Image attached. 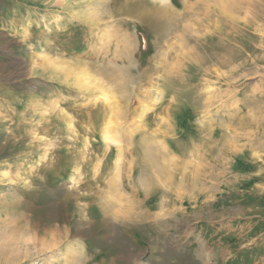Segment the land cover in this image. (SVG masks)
Returning a JSON list of instances; mask_svg holds the SVG:
<instances>
[{"label": "rangeland", "instance_id": "1", "mask_svg": "<svg viewBox=\"0 0 264 264\" xmlns=\"http://www.w3.org/2000/svg\"><path fill=\"white\" fill-rule=\"evenodd\" d=\"M188 213L264 220V0H0V264H200Z\"/></svg>", "mask_w": 264, "mask_h": 264}, {"label": "crops", "instance_id": "2", "mask_svg": "<svg viewBox=\"0 0 264 264\" xmlns=\"http://www.w3.org/2000/svg\"><path fill=\"white\" fill-rule=\"evenodd\" d=\"M256 100L257 99H254V97L251 96L249 103L251 110L254 109L252 107H256L255 104L258 106ZM181 185L184 184L181 183ZM157 214L158 213H155L154 220L150 221L149 224H152L153 222L154 224L157 222H161V224L163 223L164 219H159L160 217ZM165 214L169 215L170 213ZM188 214L191 221L207 225V229L204 227L198 228L199 225L197 223L196 226L191 228V232L184 237L186 238L185 242L191 241L195 232L200 236H198L195 241L193 240L189 242L187 249L184 251L182 250V253L176 252L172 255V258L185 259L190 256L194 258L195 252V256L202 260L200 264H264V220L260 223L258 222L260 220L252 222L253 225L251 227L250 222L249 225L245 224L242 226V223L239 220L228 221V225L233 227L231 229L233 233L229 237H226L225 234H219L220 226L214 227L212 225L216 224V222L204 224L205 220H203V222L201 221L202 214ZM226 214L227 213H216L218 216ZM185 218H187V215H185ZM252 228H258V231H256V234L251 238L250 232ZM168 230L170 231V229ZM166 235L170 236L171 232L166 233ZM190 251H192L191 255ZM162 254L165 256V251H162Z\"/></svg>", "mask_w": 264, "mask_h": 264}, {"label": "bare ground", "instance_id": "3", "mask_svg": "<svg viewBox=\"0 0 264 264\" xmlns=\"http://www.w3.org/2000/svg\"><path fill=\"white\" fill-rule=\"evenodd\" d=\"M233 7V6H232Z\"/></svg>", "mask_w": 264, "mask_h": 264}]
</instances>
